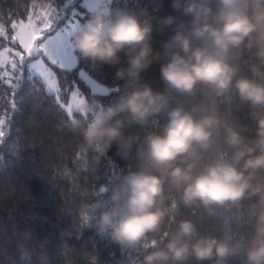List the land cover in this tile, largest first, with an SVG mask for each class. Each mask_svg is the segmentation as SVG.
<instances>
[{
	"label": "clouds",
	"instance_id": "obj_1",
	"mask_svg": "<svg viewBox=\"0 0 264 264\" xmlns=\"http://www.w3.org/2000/svg\"><path fill=\"white\" fill-rule=\"evenodd\" d=\"M164 3L95 0L67 36L114 69L69 125L95 182L80 226L115 246L107 264H264V0Z\"/></svg>",
	"mask_w": 264,
	"mask_h": 264
},
{
	"label": "trees",
	"instance_id": "obj_2",
	"mask_svg": "<svg viewBox=\"0 0 264 264\" xmlns=\"http://www.w3.org/2000/svg\"><path fill=\"white\" fill-rule=\"evenodd\" d=\"M146 4L147 0H141ZM64 6V0H0V11L13 19L28 20L29 13L40 9ZM75 6L83 10L79 3ZM27 9V11H25ZM173 13L170 0L157 16ZM11 29V24H7ZM170 29L154 32L153 43L157 48L166 39ZM14 32L9 31L7 35ZM5 40L0 42V49ZM56 73L61 99H66L70 89L77 85L80 92L107 102L103 94H95L79 79L78 71L87 66L81 62L72 78L71 88L65 82L68 75L52 67ZM114 69L104 68L91 72L97 82L109 86ZM27 77L28 72L24 71ZM145 79L154 87H160L159 67L154 65ZM23 98L19 111L13 112L14 98ZM79 112L67 113L57 98L49 95L45 84L37 77L25 80L17 97L7 83L0 88V119L6 121L0 138V264H107L109 253L115 246L83 229L79 223L78 209L88 197L85 192L95 187L91 173L84 167L87 153H81V137L70 130L73 118ZM115 149L109 155L113 163L104 167L114 168L122 164ZM215 225L208 221L204 230Z\"/></svg>",
	"mask_w": 264,
	"mask_h": 264
},
{
	"label": "snow or ice",
	"instance_id": "obj_3",
	"mask_svg": "<svg viewBox=\"0 0 264 264\" xmlns=\"http://www.w3.org/2000/svg\"><path fill=\"white\" fill-rule=\"evenodd\" d=\"M80 3L82 8L87 7L88 0H64V9L63 11H67L69 7L73 8L71 12L72 17H79L81 15L80 12L74 9V6ZM27 11V9H25ZM16 15L15 12L10 13L7 17H5L4 13L0 11V42L7 36L9 31L15 32L16 35L11 37V42L14 44L17 39L20 40V43L23 45L24 49L28 52V56L35 60V63H26L25 58L21 57L19 64L17 62H11L12 68V79H6L8 73L4 70V61L0 60V88H2L5 83H7L8 88L19 96V91L23 89L25 80H32L37 77L43 78V81L47 84L48 94L51 95L53 91H58L57 82L54 78L53 73L45 66L44 58L50 62L51 65L58 66L64 73L68 75V79L65 81L69 88H71L72 78L76 76L77 66L81 63L77 61L75 54L73 53L70 44L67 41V36L70 33V30L73 26L74 21L71 24H65L64 27L59 28V30L52 29V21L49 20L45 25L49 28L50 34L47 35L44 40H42L39 44V48L33 49L31 43L25 42V40L21 37V30L25 28L24 20H15L13 16ZM32 14L28 15L29 25L32 23ZM68 19L67 16L61 14H56V22L59 25L63 20ZM11 24V29L7 28V24ZM35 31H39L36 29ZM54 31V34L51 32ZM32 39H37L36 35H32ZM42 49V53L37 56L34 53H40ZM5 51H10L9 49H5ZM2 55V53H0ZM15 55L20 56V53L17 52ZM27 70V77L23 75H18V73H22ZM91 72L85 68H81L78 71V76L81 81L86 82L93 91V96L95 95V91L97 88L102 93L108 91L107 87H103L102 85H98L96 80H94L90 74ZM79 95L78 91L72 92V97L76 100ZM80 100V99H79ZM76 101V110L78 111V102ZM23 102V98L19 97L18 99L14 98V102L11 105V110L13 112L19 111V104ZM71 111V108H69ZM6 121L4 119H0V138L5 136V132L3 131V127L5 126ZM2 142V140H0ZM3 163V156L0 155V165Z\"/></svg>",
	"mask_w": 264,
	"mask_h": 264
},
{
	"label": "rangeland",
	"instance_id": "obj_4",
	"mask_svg": "<svg viewBox=\"0 0 264 264\" xmlns=\"http://www.w3.org/2000/svg\"><path fill=\"white\" fill-rule=\"evenodd\" d=\"M95 3V0H88L87 7H92ZM80 4V3H79ZM65 5L61 8H55V7H49V8H44L40 9L39 11H36L32 14V23L29 25L28 20L24 21L25 22V28L21 30V37L25 40L27 43H31L33 49L39 48V44L44 38L50 34L49 28L46 27L45 25L48 23L49 20L52 21V29L54 30H59V28L64 27L65 24H71L73 21L76 19L82 18L81 15L77 17H72L71 12L73 11L72 7H69L67 11H63ZM74 9L81 14H84L86 12V8L80 9L77 6H74ZM63 14L68 17V19L63 20L62 22L57 25L56 22V14ZM36 29H39V31H35ZM35 34L37 39L33 40L32 35ZM51 34H54V31L51 32ZM16 33L14 32L12 35H7L4 40H5V46L0 49V60L4 61V70L8 73V76L6 79H12V68H11V62H17L19 64L21 57L25 58L26 63H35V60H33L31 57L28 56V52L24 49L23 45L20 43V40L17 39L15 43L13 44L11 42V37L15 36ZM5 49H9L10 51H5ZM17 52L20 53V56L15 55ZM42 53V49L40 53H34V55L39 56ZM45 66L49 68V70L53 73L54 78L57 82V89L58 91H53V95L57 98V101L59 102L60 106L62 107L63 110H65L67 113H72V112H78L76 110V101L83 98L86 99V97L80 92V89L78 88L77 85H74L72 89L69 90L67 98L66 99H61L60 95V90L58 86V81L56 77V73L54 69L52 68L57 67L55 65H51L50 62L47 61L46 58H44ZM60 69V68H59ZM27 71V70H25ZM22 73H18V75H22ZM37 78L40 79L46 87L47 90V84L46 82L43 81L42 77H39L37 75ZM84 82V81H83ZM97 82V81H96ZM90 89V91L93 93L91 87L84 82ZM98 85H102L103 87H107L99 82H97ZM73 91H78L79 95L77 96L76 100L73 99L72 97V92ZM48 92V90H47ZM95 94H103L99 88L96 89ZM87 100V99H86ZM69 108H71V111H69Z\"/></svg>",
	"mask_w": 264,
	"mask_h": 264
}]
</instances>
